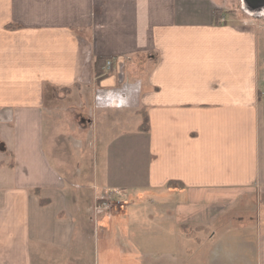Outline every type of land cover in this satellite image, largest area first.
<instances>
[{
  "label": "crops",
  "instance_id": "1",
  "mask_svg": "<svg viewBox=\"0 0 264 264\" xmlns=\"http://www.w3.org/2000/svg\"><path fill=\"white\" fill-rule=\"evenodd\" d=\"M220 6L0 0V264H106V193L152 264H264L263 48Z\"/></svg>",
  "mask_w": 264,
  "mask_h": 264
},
{
  "label": "rangeland",
  "instance_id": "2",
  "mask_svg": "<svg viewBox=\"0 0 264 264\" xmlns=\"http://www.w3.org/2000/svg\"><path fill=\"white\" fill-rule=\"evenodd\" d=\"M219 2L220 7H223V11L226 12L228 24L256 29L259 43L263 48L262 58H264V7L254 10L244 0H219ZM261 75H264V61L261 62ZM130 156L134 158L136 155L132 153ZM132 161L135 162V158L130 160L131 163ZM134 165L136 167V163ZM105 195L107 198L109 197V193ZM111 197L113 201L108 203L111 204L109 210L98 206L101 213H106L107 216H104L99 224L92 226L96 242L92 243V235H90L88 248H85V244H79L78 249L88 251L92 256L95 254L104 256L106 264H152V254L158 246L153 242L152 228L138 227L134 222L124 220L126 215L133 218L135 211H131L132 209L129 208H127V212L125 211L126 200L121 193ZM84 229L88 230L87 227ZM50 232L53 233V228H50ZM102 232L105 233L103 236ZM93 245L94 247L91 248ZM165 245L168 246V244ZM170 245L174 246L179 258L184 248L183 243L175 242ZM160 246L162 247V244ZM72 247L73 244L69 246L71 250Z\"/></svg>",
  "mask_w": 264,
  "mask_h": 264
},
{
  "label": "trees",
  "instance_id": "3",
  "mask_svg": "<svg viewBox=\"0 0 264 264\" xmlns=\"http://www.w3.org/2000/svg\"><path fill=\"white\" fill-rule=\"evenodd\" d=\"M217 14H218V12H217ZM108 63H109V60L106 58H101L99 60L98 67H97V72L99 75H101L103 73L101 70L104 67L103 65L104 64L106 65ZM140 114L143 116V119H144L142 130L147 131V129L149 127V122H150L148 112H146V110H143L140 112ZM101 206H103V205H101Z\"/></svg>",
  "mask_w": 264,
  "mask_h": 264
},
{
  "label": "water",
  "instance_id": "4",
  "mask_svg": "<svg viewBox=\"0 0 264 264\" xmlns=\"http://www.w3.org/2000/svg\"><path fill=\"white\" fill-rule=\"evenodd\" d=\"M252 9H261L264 7V0H244Z\"/></svg>",
  "mask_w": 264,
  "mask_h": 264
},
{
  "label": "built area",
  "instance_id": "5",
  "mask_svg": "<svg viewBox=\"0 0 264 264\" xmlns=\"http://www.w3.org/2000/svg\"><path fill=\"white\" fill-rule=\"evenodd\" d=\"M108 66H111V63H108ZM103 200H106V202L103 204V208L109 210L110 209L109 205L111 204H108V203L109 202L111 203L113 201L111 195H109L108 198H107V195H104Z\"/></svg>",
  "mask_w": 264,
  "mask_h": 264
}]
</instances>
